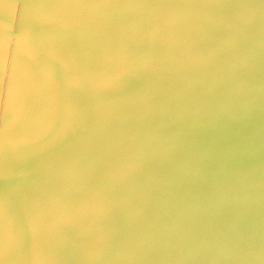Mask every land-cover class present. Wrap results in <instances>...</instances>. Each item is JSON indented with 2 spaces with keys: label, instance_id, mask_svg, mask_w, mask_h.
Returning <instances> with one entry per match:
<instances>
[{
  "label": "bare ground",
  "instance_id": "bare-ground-1",
  "mask_svg": "<svg viewBox=\"0 0 264 264\" xmlns=\"http://www.w3.org/2000/svg\"><path fill=\"white\" fill-rule=\"evenodd\" d=\"M0 49V264H264V0H0Z\"/></svg>",
  "mask_w": 264,
  "mask_h": 264
},
{
  "label": "rangeland",
  "instance_id": "rangeland-1",
  "mask_svg": "<svg viewBox=\"0 0 264 264\" xmlns=\"http://www.w3.org/2000/svg\"><path fill=\"white\" fill-rule=\"evenodd\" d=\"M2 51H1V49H0V53H1ZM6 110H7V108H6ZM6 115V114H5Z\"/></svg>",
  "mask_w": 264,
  "mask_h": 264
}]
</instances>
